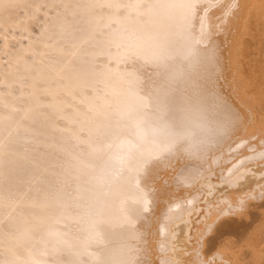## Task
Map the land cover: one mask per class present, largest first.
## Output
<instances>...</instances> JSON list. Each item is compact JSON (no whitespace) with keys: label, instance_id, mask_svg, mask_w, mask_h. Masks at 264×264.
<instances>
[{"label":"bare ground","instance_id":"1","mask_svg":"<svg viewBox=\"0 0 264 264\" xmlns=\"http://www.w3.org/2000/svg\"><path fill=\"white\" fill-rule=\"evenodd\" d=\"M211 1L0 0V264H236L162 240L264 200V0Z\"/></svg>","mask_w":264,"mask_h":264},{"label":"rangeland","instance_id":"2","mask_svg":"<svg viewBox=\"0 0 264 264\" xmlns=\"http://www.w3.org/2000/svg\"><path fill=\"white\" fill-rule=\"evenodd\" d=\"M221 1L219 0L220 4L223 2L225 3V0H221ZM227 1H229L227 4L228 7H231L230 2L231 3L235 2L234 0H227ZM227 1H226V3H227ZM236 1L237 2L232 4V6L233 5L234 6L231 7V10H232V8L235 9L234 7H237V9L240 6L243 7V3L241 5L240 0H236ZM216 2L215 1L212 2L211 7L213 9V12H215V10H216V12H215L216 17L214 16L215 19H217V17H219L218 18L219 20L218 19L214 20V17H213L214 22L212 23V25H213L212 29L215 31V29L217 28L216 30H218V27L220 26L219 28L222 31L219 29L218 31H215V33H214V31L212 30V32L214 34L223 32V28H221V27L224 26L222 24L224 22V19H223L224 16H222L223 13H221V12L224 10L223 8H224L225 4L223 3V6H222V4L220 5L217 0H216ZM242 2H243V0H242ZM215 3H216V5H215ZM237 3L238 4L240 3V6ZM213 5H215L216 7ZM219 6L222 9H220ZM59 9L60 8H56V10H59ZM219 11L221 13L220 14L221 17H220V15H217L219 13ZM234 11L235 10H232V12L230 14L234 13ZM227 15H229V13ZM47 18H49V17H47ZM220 18H222L223 20L221 19V21H220ZM218 22H220V23L218 24ZM40 23H41V20L39 19L38 24H40ZM214 23L218 24V26ZM215 25H216V27L214 29L213 27ZM228 37H229V34H228ZM0 45H2V44L0 43ZM8 49H9L8 46L7 47H5L3 45L0 46V50H1L0 51V59L8 56V55L3 56V53H6V52L8 54L10 53ZM228 55H230L229 50H228L227 56ZM228 59H229V56H228ZM15 75L19 76V73H15ZM226 120H228V119H226ZM255 142H261V139L259 141H253L252 143H255ZM247 149H248V151H247ZM210 151L211 150H207L204 152V155L202 156L203 161H205L207 159V157L210 154ZM252 151H253V149H249L248 145L244 146L241 149V152L246 156H247V154H249ZM255 151L259 153L261 150L258 149V151L257 150H255ZM262 151H264V147H263ZM226 156L228 157V155L223 156V161L228 159V158H224ZM234 159H236V158L233 157V160ZM249 160H248V162H249ZM225 162L227 163V160ZM225 166L226 165H224V171L229 167V162H228L227 166L226 167ZM228 170H229V168L227 169V171ZM221 177L222 176L220 173H216V175L211 176V178L215 181H220ZM207 196H208L207 198H212L210 196V191L208 192ZM222 198H225V197L221 196V199ZM224 200L227 203L229 202L226 199H224ZM225 202H224V204H226ZM249 203H250V208L246 211V213H245V209L240 207V208H236V209H233V208L232 209H215L216 212L209 215V213L211 212V209H214V207H216V208H220L221 206L223 207V204L217 205V203H215L216 205L215 204L212 205L213 208L211 207V209L209 210L210 212H206V211H208V209H206V211L199 210L200 211V213H199V211H197V209L192 207V208L184 209L182 212V216L171 217L170 220H168V225L170 228L169 230L171 232H169V234L166 238L162 239L163 241H166L171 245V249L169 251H167L166 257L167 256L171 257V261L175 262V258L177 256V254L181 250L184 249V244L186 246V243L190 244L192 242L190 239V235H192V233L190 234L189 230L193 229L192 230V232H193L194 229L197 227L200 231H198V232L194 231L193 234H194L195 239H196L197 234L200 235L201 237L202 236L206 237V239L209 240L208 241V247H210L211 253L214 252L215 250L219 249V248L226 247V248L230 249V252L232 254L233 259L232 258H230V259H232L233 262L236 260L235 261L236 264H241V263L242 264H264V200L259 201L256 198H253L249 201ZM231 204L233 205V207H235V206H237L236 204H238V203L234 202V204H233L231 202ZM200 206L204 207L205 205L201 204ZM224 207L228 208V207H232V206L230 204H227V206L225 205ZM262 212H263V214H262ZM198 213L201 215H199ZM206 213H208V214H206ZM203 214H205V215H203ZM197 215H199V216H197ZM195 218H196V220H195ZM191 219L195 220V222L194 221L191 222ZM199 222H201V223H199ZM194 223H195V225H193ZM198 223L200 224V226ZM182 226L184 228H182ZM157 237H159V235H157ZM194 251L195 250H192V253ZM234 251H235V253H234ZM165 253L166 252H163L162 255H164ZM222 254H223L224 258L229 259V256H227L226 253H225V255L227 257H225L224 253H222ZM194 255L197 257L196 251L193 253L192 257ZM214 262H216V263H214ZM225 263L231 264L228 261H225ZM225 263L222 262V260H220L219 258H216L214 261H210L207 263L203 262V263H199V264H225Z\"/></svg>","mask_w":264,"mask_h":264}]
</instances>
